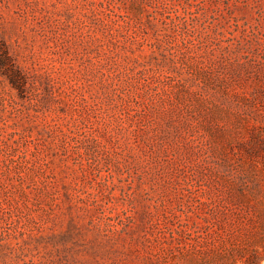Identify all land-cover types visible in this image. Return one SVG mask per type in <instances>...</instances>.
I'll list each match as a JSON object with an SVG mask.
<instances>
[{"label":"rangeland","instance_id":"rangeland-1","mask_svg":"<svg viewBox=\"0 0 264 264\" xmlns=\"http://www.w3.org/2000/svg\"><path fill=\"white\" fill-rule=\"evenodd\" d=\"M0 264H264V0H0Z\"/></svg>","mask_w":264,"mask_h":264},{"label":"trees","instance_id":"trees-1","mask_svg":"<svg viewBox=\"0 0 264 264\" xmlns=\"http://www.w3.org/2000/svg\"><path fill=\"white\" fill-rule=\"evenodd\" d=\"M0 69L5 73L11 83L13 85H16L18 87H21V71L18 69V67L15 65L14 60L12 59L8 46L3 39L1 33H0Z\"/></svg>","mask_w":264,"mask_h":264}]
</instances>
